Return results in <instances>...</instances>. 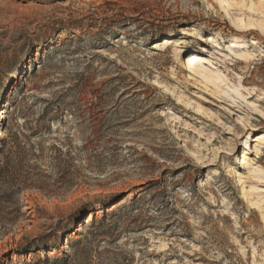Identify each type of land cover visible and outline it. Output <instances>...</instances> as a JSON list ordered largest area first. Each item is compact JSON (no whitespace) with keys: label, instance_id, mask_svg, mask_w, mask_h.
Segmentation results:
<instances>
[{"label":"rangeland","instance_id":"374dc122","mask_svg":"<svg viewBox=\"0 0 264 264\" xmlns=\"http://www.w3.org/2000/svg\"><path fill=\"white\" fill-rule=\"evenodd\" d=\"M218 2L0 0V163L29 186L0 202V263L264 264V35L221 7L264 22V0Z\"/></svg>","mask_w":264,"mask_h":264},{"label":"trees","instance_id":"16d2710c","mask_svg":"<svg viewBox=\"0 0 264 264\" xmlns=\"http://www.w3.org/2000/svg\"><path fill=\"white\" fill-rule=\"evenodd\" d=\"M4 165V166H3ZM16 166L13 161H8L6 164L0 163V186H4L6 189L5 195L0 198V202L2 205H14L23 207L22 203H20V200H16V195L20 194L23 189L28 188L27 185L28 179L24 177V180H19L18 174L15 172ZM108 218L101 219L99 222L96 221V218L92 220L90 225H88L90 228H93L94 231H100V233L93 234L95 239L101 236H105L106 234H109L110 230L104 231L105 227V220ZM73 224L77 225V222H74ZM86 226L84 225V229ZM113 230H116V227L113 228ZM98 236V237H97ZM84 243V240L80 241H74L71 243L72 248H77L78 245H82ZM45 248V247H44ZM32 245L26 246V247H20L15 252L18 256H21L23 254H31L36 253L33 251ZM36 255V254H35ZM9 255H3V258L8 257ZM82 258V259H80ZM92 257L90 255H82V257L76 256V255H64L62 258H56V257H45L43 260L39 261H30L25 263H15V264H87L91 261ZM0 264H5L4 261H2ZM7 264V263H6ZM8 264H14L12 261H9Z\"/></svg>","mask_w":264,"mask_h":264},{"label":"bare ground","instance_id":"6f19581e","mask_svg":"<svg viewBox=\"0 0 264 264\" xmlns=\"http://www.w3.org/2000/svg\"><path fill=\"white\" fill-rule=\"evenodd\" d=\"M215 2H218V0H215ZM219 3V2H218ZM221 7L224 9L225 14L227 17H229L232 22L236 25V27L238 28L239 31H245V30H249L248 33H252V34H257L259 33V31H261L264 35V22L261 21H256L253 19L248 20L247 22H245L244 19L242 18H238L236 16H234L233 14H231L229 7L227 6V4H221ZM256 30V31H254ZM202 41H214V38H209V39H204L201 38ZM171 43V40L166 39L165 40V45H168ZM234 45H237L238 42L233 41ZM254 45H257V43L254 41L253 42ZM233 45V46H234ZM157 48V47H156ZM242 59H244L243 62L247 61V60H251V55L249 54H245V55H240L239 56ZM179 59V64L181 65L182 69L184 71H186L187 73L190 74V76H195L198 77L200 80H202V82L205 85H211L216 89H220L221 87L219 86L220 84L224 83L225 80L220 76L219 73H214L210 70H207L205 68L206 65L211 64L210 61H208L206 64V56H204V54H199L197 52H193L188 54V56L183 57V55L178 56ZM211 67H213L212 65H210ZM191 78V77H190ZM160 85V84H159ZM161 86V85H160ZM159 88H162L159 87ZM256 140H254V142H258V143H263L264 142V134H259L257 136ZM246 156H242V158L240 159V164H242V166H246ZM263 171L261 169H257L255 168V170L252 171V175L254 174H260ZM239 182H241V180H239ZM255 190H257L256 188H251V192H254ZM92 219V217L89 218V221Z\"/></svg>","mask_w":264,"mask_h":264}]
</instances>
